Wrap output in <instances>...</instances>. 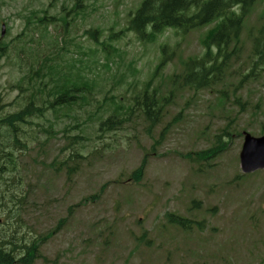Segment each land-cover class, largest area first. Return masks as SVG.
I'll list each match as a JSON object with an SVG mask.
<instances>
[{"label": "rangeland", "instance_id": "rangeland-1", "mask_svg": "<svg viewBox=\"0 0 264 264\" xmlns=\"http://www.w3.org/2000/svg\"><path fill=\"white\" fill-rule=\"evenodd\" d=\"M82 1L85 9L76 13L77 0H0V35L3 24L8 28L7 51L0 59L5 112L16 110L9 105L20 94L16 83L26 69L8 47L29 18L39 27L37 20L46 16L45 22L51 21L46 43L58 38L60 49L69 50L66 62L75 72L98 78L102 91L96 94L100 104L95 111L91 107L95 117L75 109L80 129H74L78 122L62 118L54 133L41 134L40 145L14 154L16 178L23 180L16 188L24 203L19 236L41 239L46 261L36 264H264V171L250 178L242 175L239 162L243 132L264 136V68L250 64L249 36L261 26L264 0L246 22L241 55L220 81L199 90L183 78L174 84L172 78L183 73L180 57L203 54L206 30L186 36L165 32L154 43H142L133 33L121 32L143 0ZM66 20L70 24L65 28ZM90 30L98 31L97 42L86 33ZM46 43L41 48L36 40L31 48L37 53ZM108 44L117 48L116 64L111 57V67L104 68L101 47ZM167 44L176 55L157 72ZM28 52L22 55L25 66L31 62ZM151 81L170 101L159 125L151 128L143 117L132 115L114 131L99 133L108 109L121 98L122 107L131 108L138 91ZM65 124L81 139L82 146L75 148L82 157L66 150L69 142L59 133ZM216 147L221 151L213 155ZM145 156V175L134 182L132 174ZM65 161L70 168L59 167ZM9 211L0 207V220H6L0 223L3 233L17 229ZM168 214L190 222L189 229L169 223Z\"/></svg>", "mask_w": 264, "mask_h": 264}, {"label": "trees", "instance_id": "trees-1", "mask_svg": "<svg viewBox=\"0 0 264 264\" xmlns=\"http://www.w3.org/2000/svg\"><path fill=\"white\" fill-rule=\"evenodd\" d=\"M260 1L262 0H143L135 14L128 17V27L121 33L132 32L138 41L154 43L167 30L172 31L175 36H186L200 29L206 30L201 40L203 54L187 60L180 57L179 63L183 66V73L173 76L172 81L178 82V79L184 78L185 82L198 88L212 87L221 80V74L227 70L232 60L238 59L241 55L240 45L246 22ZM261 14V26L255 31L257 34L249 35L253 36L252 61L258 60L256 63L252 62L254 67H257L258 63L264 67V10ZM42 22L45 20L40 19L37 22L39 27H35L33 22L28 20L26 33L17 37L12 46L8 47L18 54L21 69L24 67L26 69L16 83L20 94L9 105L14 106L16 110L5 112L7 106L0 103V207H8L11 218L12 214H15L17 220L16 230H11L5 235L0 231V264H35L36 258L39 257L38 247L34 242L22 245L17 239L18 229L23 227L24 221L19 212L23 202L21 196L17 195L16 188H19L23 180L16 178L18 162L14 154L18 150L28 151L33 146L40 145L41 134L54 133L55 122L62 118H65L63 121L78 122L80 117L75 109H85L89 118L95 117L94 111L100 104L96 94H102L98 78H89L81 72H75L73 65L66 62L64 54L69 50L60 49L58 38L46 43L48 30ZM64 23L65 28L68 27L69 23ZM40 28L43 31H39ZM92 31L86 33L89 35ZM97 33L98 31L96 35ZM25 36L29 37L27 41ZM36 40L39 44L42 43L41 48L46 43V48L43 47L37 53L29 49ZM64 43L62 40V44ZM54 48L55 55L52 51ZM29 50L31 58L27 59L31 62L25 66L22 55H27L25 53H29ZM107 50L109 57L117 52L114 46L105 47V51ZM174 50L168 44L162 47L157 72L172 62L176 55ZM103 66L109 67L107 56ZM153 84L154 81H151L138 91L131 108L122 107L124 102L118 99L117 107L108 109L111 115L107 119H102L99 133L106 134L115 130L117 125L123 123L125 117L136 114L143 117L151 128L158 126L163 117V107L169 99L167 96L162 97L155 87L152 89ZM109 95L107 93L106 97L114 99V96ZM114 104V100L110 102V106ZM91 107H94V111ZM78 123L74 129L82 127V124ZM67 125L71 124H65L63 130L59 131L69 142L66 150H73L71 155L76 158L82 157L75 148L82 146L81 139L72 136ZM11 146L14 151L11 150ZM219 150V147H216L212 152L217 154ZM66 164L67 168H70L66 161L59 163V167L62 168ZM132 177L139 181L141 169ZM171 222L181 227L185 226L176 216L172 217Z\"/></svg>", "mask_w": 264, "mask_h": 264}, {"label": "water", "instance_id": "water-1", "mask_svg": "<svg viewBox=\"0 0 264 264\" xmlns=\"http://www.w3.org/2000/svg\"><path fill=\"white\" fill-rule=\"evenodd\" d=\"M241 160L242 167L247 173L264 169V138L254 139L247 136Z\"/></svg>", "mask_w": 264, "mask_h": 264}, {"label": "bare ground", "instance_id": "bare-ground-1", "mask_svg": "<svg viewBox=\"0 0 264 264\" xmlns=\"http://www.w3.org/2000/svg\"><path fill=\"white\" fill-rule=\"evenodd\" d=\"M190 65V64H189ZM198 66V65H197ZM13 117V116H12ZM14 123V122H13Z\"/></svg>", "mask_w": 264, "mask_h": 264}]
</instances>
